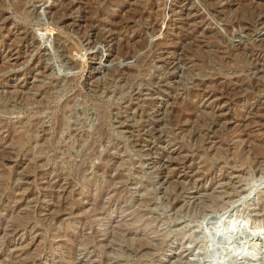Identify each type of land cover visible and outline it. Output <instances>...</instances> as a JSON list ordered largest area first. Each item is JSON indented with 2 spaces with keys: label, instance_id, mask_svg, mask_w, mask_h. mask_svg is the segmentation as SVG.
Returning <instances> with one entry per match:
<instances>
[{
  "label": "rangeland",
  "instance_id": "1",
  "mask_svg": "<svg viewBox=\"0 0 264 264\" xmlns=\"http://www.w3.org/2000/svg\"><path fill=\"white\" fill-rule=\"evenodd\" d=\"M17 1L0 0V264H264V0H154L120 29L145 1L89 24L78 0L61 20L63 0Z\"/></svg>",
  "mask_w": 264,
  "mask_h": 264
},
{
  "label": "bare ground",
  "instance_id": "2",
  "mask_svg": "<svg viewBox=\"0 0 264 264\" xmlns=\"http://www.w3.org/2000/svg\"><path fill=\"white\" fill-rule=\"evenodd\" d=\"M68 0H63V3L61 4L63 7L61 8L60 6H59V9H57V10H55L54 11V13H53V18L55 19V20H61V18H62V13L63 12H67L68 11V9H70V7H71V3H68L67 2ZM79 1V6H80V8L83 10V14L85 15L84 16V18H86V20H87V23L89 24L90 22H91V20L96 16V15H98V14H101L108 6H109V4L111 3V2H113V0H109L108 2H105V4L103 5V8L100 10V8L98 7V8H94L93 6H91L90 4H88L87 3V1L88 0H78ZM145 1V2H144ZM205 1V0H204ZM238 0H236L235 2H237ZM62 2V1H61ZM66 2H67V4H66ZM143 2H144V5L143 6H138L137 8H136V6H135V8L134 7H131L127 12H128V14H126V18L125 19H122V18H119V20H117V21H114V25H115V28H118V29H120V28H124V27H126V26H128L129 24H128V21L129 22H131V20H133V19H135V18H141V19H143L144 17H145V15L146 14H150V13H152V11H153V8H154V0H143ZM207 2L210 4V6H212V7H214L215 6V2H216V0H207ZM244 3L245 2H240L238 5L239 6H241V7H239V8H241L242 9V11L243 12H241L242 14H244V16H241V17H246L247 15H249V14H251V11H250V13H249V8L247 9L246 7L247 6H245L244 5ZM247 4V3H246ZM131 5V4H130ZM249 5V4H248ZM25 6H26V4H24L23 3V1H21V0H19V1H17L15 4H14V8L18 11V12H24L25 11ZM132 6V5H131ZM209 6V7H210ZM130 7V6H129ZM245 8H246V10H245ZM126 12V13H127ZM82 14V15H83ZM127 21V22H126ZM85 26H87V25H85ZM130 26V25H129ZM6 28V27H5ZM89 28V27H88ZM92 31V30H91ZM25 36V35H24ZM24 36H22V37H20L19 38V36L18 37H16V38H18L17 40L19 41V43H21L22 42V40L24 39ZM11 37V36H10ZM14 39V38H13ZM127 45V44H126ZM127 49V48H126ZM12 52L13 51H10L9 53H8V56H10L11 57V54H12ZM13 55V54H12ZM14 55H18V53H14ZM39 87V86H38ZM38 87H36V89L38 90L39 88ZM31 98V97H30ZM29 97H26L25 98V103L26 104H29L30 102H32V100L30 99ZM187 108V107H186ZM1 110L3 109V110H6L4 107H1L0 108ZM36 128H37V126H35ZM14 128H16V127H14ZM21 128V127H20ZM59 130V129H58ZM9 132H11V130H9ZM27 132V131H26ZM32 133H35V131H32ZM11 136V134H9V137ZM4 139V138H3ZM46 139H47V136L46 135H43V136H41V137H37V135H36V137L34 138V143H35V145L37 146V145H46ZM0 141H2V139H0ZM5 141H6V139H5ZM33 143V144H34ZM25 146V145H24ZM55 146V145H54ZM9 155V154H8ZM0 156H1V152H0Z\"/></svg>",
  "mask_w": 264,
  "mask_h": 264
}]
</instances>
